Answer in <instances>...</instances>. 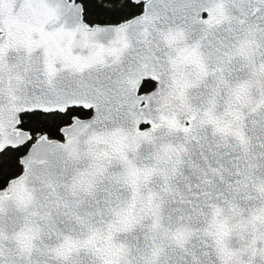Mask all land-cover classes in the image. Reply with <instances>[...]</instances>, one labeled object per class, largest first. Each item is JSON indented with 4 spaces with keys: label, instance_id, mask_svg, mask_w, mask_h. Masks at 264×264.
Wrapping results in <instances>:
<instances>
[{
    "label": "snow or ice",
    "instance_id": "obj_1",
    "mask_svg": "<svg viewBox=\"0 0 264 264\" xmlns=\"http://www.w3.org/2000/svg\"><path fill=\"white\" fill-rule=\"evenodd\" d=\"M0 264H264V0H0Z\"/></svg>",
    "mask_w": 264,
    "mask_h": 264
}]
</instances>
